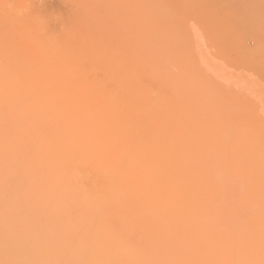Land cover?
Wrapping results in <instances>:
<instances>
[{"label": "bare ground", "instance_id": "obj_1", "mask_svg": "<svg viewBox=\"0 0 264 264\" xmlns=\"http://www.w3.org/2000/svg\"><path fill=\"white\" fill-rule=\"evenodd\" d=\"M0 0V264H264V0Z\"/></svg>", "mask_w": 264, "mask_h": 264}, {"label": "rangeland", "instance_id": "obj_2", "mask_svg": "<svg viewBox=\"0 0 264 264\" xmlns=\"http://www.w3.org/2000/svg\"><path fill=\"white\" fill-rule=\"evenodd\" d=\"M52 2H50L53 6H58L59 2L58 0H51Z\"/></svg>", "mask_w": 264, "mask_h": 264}]
</instances>
